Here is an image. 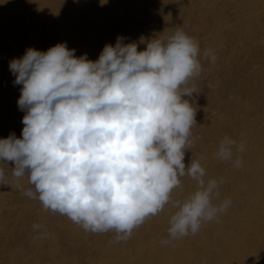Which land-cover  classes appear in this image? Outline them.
<instances>
[{
	"label": "rangeland",
	"instance_id": "rangeland-1",
	"mask_svg": "<svg viewBox=\"0 0 264 264\" xmlns=\"http://www.w3.org/2000/svg\"><path fill=\"white\" fill-rule=\"evenodd\" d=\"M177 30L194 37L201 51L214 49L217 57L214 65L201 60L202 73L188 85L196 93L183 97L195 104L197 124L185 165L192 157L200 160L206 180L222 181L213 202L230 198L227 212L197 234L163 244L176 211L167 205L117 243L114 231L86 232L66 216L45 211L17 187L14 164L8 162L0 164L9 180L0 185V264H98L125 243L122 248H139L131 256L136 264H264V0H0V139L10 133L22 138L25 111L17 103L22 85L14 84L9 62L28 48L47 51L61 32L59 37H72L76 50L96 61L117 36L125 44L137 42L142 51L141 37L147 42ZM226 135L244 143L245 151L236 154L244 161L239 169L215 157ZM181 181L174 199L195 190L187 175ZM19 184L31 187L27 178ZM34 223L45 227L48 239H36Z\"/></svg>",
	"mask_w": 264,
	"mask_h": 264
},
{
	"label": "clouds",
	"instance_id": "clouds-1",
	"mask_svg": "<svg viewBox=\"0 0 264 264\" xmlns=\"http://www.w3.org/2000/svg\"><path fill=\"white\" fill-rule=\"evenodd\" d=\"M124 39L105 44L96 61L76 57L64 42L44 52L30 47L9 62L14 84L22 85L24 127L22 138L0 139V164H14L17 187L45 211L86 232L114 231L117 243L170 205L176 211L162 241L168 244L219 222L232 204L213 202L222 181L206 180L200 160L185 165L197 124L195 104L183 97L196 93L188 85L202 73L201 60L214 65L217 57L183 30L147 42L141 37L142 51ZM244 151L243 142L226 135L215 157L239 169L244 161L236 154ZM185 175L195 190L174 199ZM22 178L31 187L23 188ZM0 185H9L2 167ZM32 229L37 239L50 236L42 224Z\"/></svg>",
	"mask_w": 264,
	"mask_h": 264
},
{
	"label": "bare ground",
	"instance_id": "bare-ground-1",
	"mask_svg": "<svg viewBox=\"0 0 264 264\" xmlns=\"http://www.w3.org/2000/svg\"><path fill=\"white\" fill-rule=\"evenodd\" d=\"M57 34V36H56V38H55V45L56 44H58L59 42H66V43H70V44H72L73 45V47L75 48V56L76 57H80L82 54H81V51L80 52H78L77 50H76V45L78 44L77 42H75L74 40H73V38L72 37H69V36H65V35H63V37H59L60 35H61V32H57L56 33ZM81 38V37H80ZM84 40V39H83ZM83 52V51H82ZM56 215V214H55ZM58 215V214H57ZM60 215V214H59ZM44 217H45V215H44ZM155 217V216H154ZM69 220V219H68ZM67 220V221H68ZM59 221H57V223H58ZM56 223V224H57ZM69 223H70V221H69ZM59 224V223H58ZM73 224H75V223H73ZM69 225V224H68ZM70 225H72L71 223H70ZM66 226V225H65ZM76 226V225H75ZM66 228H67V226H66ZM76 228V227H75ZM77 229H79L80 230V227L79 228H77ZM68 230V229H67ZM69 230H70V228H69ZM70 232V231H69ZM72 233H73V231H72ZM72 235H74V234H72ZM37 239V238H36ZM48 239V238H47ZM36 241V240H35ZM38 241V240H37ZM36 241V242H37ZM45 241V240H44ZM40 242V241H39ZM38 243V242H37ZM136 244V243H135ZM40 245V244H39ZM42 245H43V243H42ZM124 245H126V243L124 244ZM123 245V246H124ZM41 246V245H40ZM39 246V247H40ZM122 246V247H123ZM150 246V245H149ZM106 247H107V245H106ZM119 248V246H117V248H114V249H110L111 251L109 252V253H106V258H105V260L104 261H101V262H98V264H136V263H134V261H132L131 260V256L134 254V252L135 251H137L139 248H137V250L136 249H134V248H132V249H130V248ZM128 247V246H127ZM135 247V246H134ZM136 247H138V245L136 246ZM135 247V248H136ZM97 248H99V250L102 248V247H97ZM150 248V247H149ZM55 250L57 249V247L56 248H54ZM103 249V248H102ZM148 249V248H147ZM53 250V249H52ZM104 250V249H103ZM145 250V249H144ZM19 251V250H18ZM143 252V251H142ZM53 253V252H52ZM56 253V251H54V253L53 254H55ZM150 253V252H149ZM144 254H146V253H144ZM52 255V254H51ZM31 256V255H30ZM33 257V256H32ZM54 257V256H53ZM133 257V256H132ZM27 258V257H26ZM89 258V257H88ZM88 258L86 257H83V260H85V261H87L88 260ZM53 259V258H52ZM65 259V258H64ZM63 259V260H64ZM67 260H69V259H67ZM95 260H97V259H95ZM53 261V260H52ZM55 261V260H54ZM53 261V262H54ZM60 261V262H59ZM61 261L62 260H58V262L57 263H61ZM48 262H50V261H48ZM94 262V261H93ZM50 264V263H49ZM54 264V263H53ZM73 264H77L76 263V261H73ZM91 264V263H90ZM96 264H97V262H96Z\"/></svg>",
	"mask_w": 264,
	"mask_h": 264
}]
</instances>
